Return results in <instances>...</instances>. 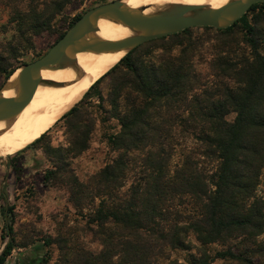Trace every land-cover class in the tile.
<instances>
[{
    "label": "trees",
    "instance_id": "1",
    "mask_svg": "<svg viewBox=\"0 0 264 264\" xmlns=\"http://www.w3.org/2000/svg\"><path fill=\"white\" fill-rule=\"evenodd\" d=\"M67 1L61 0L52 13ZM258 5L264 3L249 11ZM37 8H21L31 13L28 23L34 33L51 27V12ZM12 11L19 21L24 16L15 5ZM239 22L250 35L245 36L247 47L218 37L210 61L212 80L202 81L196 72L193 59L199 43L187 44L177 54L166 48L154 60L133 54L143 43L84 94L112 77L111 113L103 122L118 120L119 130L105 134L117 155L88 181L71 173L65 180L80 211L86 205L94 208L90 223L113 225L103 231L104 260L120 254L124 264H160L168 250L195 248L204 263L211 244L227 245L213 258L253 263L263 255L264 197L258 186L264 169V36L257 35L246 14L221 30ZM4 60L0 57V70L8 79L14 70L4 69ZM231 112L236 113L232 120L227 118ZM90 113L79 102L62 116L70 127L69 146L52 149L55 165L45 179L62 174L71 157L90 147L96 124ZM7 230L12 231L11 224ZM12 249L10 240L0 264Z\"/></svg>",
    "mask_w": 264,
    "mask_h": 264
},
{
    "label": "rangeland",
    "instance_id": "2",
    "mask_svg": "<svg viewBox=\"0 0 264 264\" xmlns=\"http://www.w3.org/2000/svg\"><path fill=\"white\" fill-rule=\"evenodd\" d=\"M108 1L112 0H68L61 11L52 13L61 0H35L31 3L29 0H0V57L5 58L1 66L15 70L42 56L59 35L67 31L76 16ZM14 5L24 14L20 21L18 14L14 15L12 11ZM28 5L51 12V27L48 30L34 33L30 29L28 19L31 13L21 9ZM246 19L258 36H264V6L258 5L248 11ZM222 36H228L240 46L247 47L245 36L250 35L243 22L225 31L214 27H190L186 32L144 43L133 54L154 60L166 48L177 54L187 44L199 43L193 62L196 72L203 77L202 81H208L213 78L210 61L216 40ZM260 48L264 53V42ZM5 81V75L0 70V88ZM111 86L112 77L107 76L90 94L85 97L84 93L78 99L76 104L81 102L83 106L90 107L93 112L90 115L96 119V124L90 135V147L82 154L71 157L67 170L62 174L45 179L46 172L55 165L56 153H52V149L69 146L71 132L67 119L57 121L48 135L37 144L27 147L30 142L7 156H0V254L8 241L11 240L13 244L4 264H124L120 254L104 260L103 231L107 227L113 228V225L90 223L88 219L94 208L86 205L80 211L73 203L69 183L65 181L70 173L80 181H88L117 155L105 134L119 130L118 120L112 117L107 123L103 122V118L111 113ZM100 94L105 100L100 99ZM235 116L236 113L231 112L227 118L232 120ZM258 193L264 197V169ZM95 201L99 202L98 199ZM7 224L12 226L10 233ZM259 239L264 246V233ZM224 248H227L226 244L206 246L209 257L204 263L198 260L199 254L195 248H175L168 250L167 257L161 259L160 264H264V252L260 260L254 258L253 263L213 258L217 250Z\"/></svg>",
    "mask_w": 264,
    "mask_h": 264
},
{
    "label": "water",
    "instance_id": "3",
    "mask_svg": "<svg viewBox=\"0 0 264 264\" xmlns=\"http://www.w3.org/2000/svg\"><path fill=\"white\" fill-rule=\"evenodd\" d=\"M255 3H264V0H230L217 8L178 5L167 12L157 14H143L126 9L123 7V0H112L96 5L82 14L46 53L16 68L6 79L0 88V120L20 114L31 103L43 71L54 68L66 56L84 51H116L125 48L128 49V53L147 41L175 34L190 27L225 29L237 22ZM196 9L198 11L193 13ZM102 15L123 23L137 34L113 42L91 36L96 31L93 22ZM12 89L15 90V95L11 98L5 96V92Z\"/></svg>",
    "mask_w": 264,
    "mask_h": 264
},
{
    "label": "bare ground",
    "instance_id": "4",
    "mask_svg": "<svg viewBox=\"0 0 264 264\" xmlns=\"http://www.w3.org/2000/svg\"><path fill=\"white\" fill-rule=\"evenodd\" d=\"M229 1L123 0V7L143 14H157L167 12L178 5L217 8ZM197 11L196 9L193 13ZM93 24L96 31L91 36L109 42L137 34L130 27L106 15L96 19ZM127 51L126 48L116 51H84L66 56L54 68L43 71L31 103L16 117L0 120V156L15 152L21 145L34 142L38 136L47 132L70 111L81 95L122 60ZM53 82L61 84H51ZM14 95V89L5 92L8 98Z\"/></svg>",
    "mask_w": 264,
    "mask_h": 264
}]
</instances>
